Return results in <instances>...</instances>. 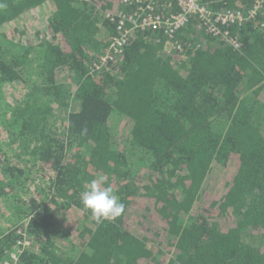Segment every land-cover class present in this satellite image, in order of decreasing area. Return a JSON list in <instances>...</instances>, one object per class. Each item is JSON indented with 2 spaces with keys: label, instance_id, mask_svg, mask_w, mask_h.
<instances>
[{
  "label": "trees",
  "instance_id": "16d2710c",
  "mask_svg": "<svg viewBox=\"0 0 264 264\" xmlns=\"http://www.w3.org/2000/svg\"><path fill=\"white\" fill-rule=\"evenodd\" d=\"M121 5L0 0V260L25 233L20 264H264V3L237 48L191 20L93 69ZM100 175L125 211L97 223Z\"/></svg>",
  "mask_w": 264,
  "mask_h": 264
},
{
  "label": "built area",
  "instance_id": "2783aa9c",
  "mask_svg": "<svg viewBox=\"0 0 264 264\" xmlns=\"http://www.w3.org/2000/svg\"><path fill=\"white\" fill-rule=\"evenodd\" d=\"M263 3L264 0H249L244 7L212 10L202 0H122L116 12L106 14L115 22L116 35L92 63V67L98 69L111 60L136 30H161L164 34L163 51L181 52L183 47L176 39V34L191 20L197 21L198 26L212 36L237 48L240 46L239 37L230 28L256 18ZM260 26L264 27V21ZM24 234L6 257L0 260V264H20L21 254L32 245V241Z\"/></svg>",
  "mask_w": 264,
  "mask_h": 264
},
{
  "label": "clouds",
  "instance_id": "9594fccd",
  "mask_svg": "<svg viewBox=\"0 0 264 264\" xmlns=\"http://www.w3.org/2000/svg\"><path fill=\"white\" fill-rule=\"evenodd\" d=\"M105 184L106 178L100 175L91 180L80 194L81 204L97 223L114 221L125 211V205L113 189Z\"/></svg>",
  "mask_w": 264,
  "mask_h": 264
},
{
  "label": "rangeland",
  "instance_id": "374dc122",
  "mask_svg": "<svg viewBox=\"0 0 264 264\" xmlns=\"http://www.w3.org/2000/svg\"><path fill=\"white\" fill-rule=\"evenodd\" d=\"M12 97H13V94H12ZM3 148H4V147H3ZM4 151H5V149H4ZM6 151H7V149H6ZM5 155H6L5 152L0 151V158H1V159H2ZM43 182H44L43 184L46 185V186H44V187H45L44 189L47 190V183H46L47 181H43ZM50 200H51V199L49 198V199L46 200V201H50ZM59 200H61V199H59ZM3 221H4V220H3ZM3 221H2V222H3ZM9 221H10V220H9ZM9 221L7 220V222H9ZM9 223H10L11 226L13 225V222H12V221H10ZM12 227H13V226H12ZM8 228H9V227H8Z\"/></svg>",
  "mask_w": 264,
  "mask_h": 264
}]
</instances>
